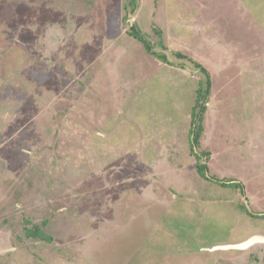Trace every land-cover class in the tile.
<instances>
[{
  "label": "rangeland",
  "instance_id": "rangeland-1",
  "mask_svg": "<svg viewBox=\"0 0 264 264\" xmlns=\"http://www.w3.org/2000/svg\"><path fill=\"white\" fill-rule=\"evenodd\" d=\"M253 236L264 0H0V264H264L211 250Z\"/></svg>",
  "mask_w": 264,
  "mask_h": 264
},
{
  "label": "trees",
  "instance_id": "trees-1",
  "mask_svg": "<svg viewBox=\"0 0 264 264\" xmlns=\"http://www.w3.org/2000/svg\"><path fill=\"white\" fill-rule=\"evenodd\" d=\"M129 5L131 7H133V9H135V5H136V1L133 2V3H129ZM132 29V33L135 38H137L138 41H140L144 48L150 52L151 51V48L150 46L148 45L147 41L143 39V37L137 33L135 31V28L132 26L131 27ZM202 71V70H201ZM205 74V87L204 88H199L198 91H197V98H196V101H195V105L192 107V119H197L199 124L197 125V127L195 126V128L191 129L190 130V134L193 136V144L195 146H198L199 145V139H200V135H201V120H202V113L204 111V104L207 100V97H208V94H209V76ZM199 169V172L202 174V171H204L205 169V166L204 165H201L198 167ZM238 188H240V192L242 193V189L240 187V185H237Z\"/></svg>",
  "mask_w": 264,
  "mask_h": 264
},
{
  "label": "water",
  "instance_id": "water-1",
  "mask_svg": "<svg viewBox=\"0 0 264 264\" xmlns=\"http://www.w3.org/2000/svg\"><path fill=\"white\" fill-rule=\"evenodd\" d=\"M257 243H264V236H253L246 242L238 245H224V246H217L212 248L211 250H245L252 246L253 244Z\"/></svg>",
  "mask_w": 264,
  "mask_h": 264
}]
</instances>
